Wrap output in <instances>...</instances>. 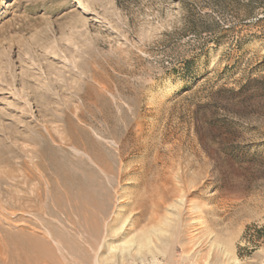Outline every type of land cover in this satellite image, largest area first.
<instances>
[{
  "label": "rangeland",
  "instance_id": "obj_1",
  "mask_svg": "<svg viewBox=\"0 0 264 264\" xmlns=\"http://www.w3.org/2000/svg\"><path fill=\"white\" fill-rule=\"evenodd\" d=\"M50 155L114 206L138 168L177 186L154 221L115 215L121 255L102 264H264V0H0V238L35 218L5 190L40 179L45 208L62 188Z\"/></svg>",
  "mask_w": 264,
  "mask_h": 264
},
{
  "label": "bare ground",
  "instance_id": "obj_2",
  "mask_svg": "<svg viewBox=\"0 0 264 264\" xmlns=\"http://www.w3.org/2000/svg\"><path fill=\"white\" fill-rule=\"evenodd\" d=\"M66 124L68 130L72 132L71 140L89 152L87 156L97 162L103 173L109 174L113 168L111 169V164H108L99 154L98 150L101 149H98L97 141L92 140L90 136L83 132L84 130L77 128L70 120H67ZM75 144H73L74 147ZM49 157L51 162L48 166L40 163L41 165L39 164L38 167L43 173H49L51 170L53 173L50 172V175L55 173L60 176L62 188L55 182L56 179L49 182L48 203L45 208L41 204V206L39 205L44 195L41 190V180L36 177L37 175L25 171L26 169H23L26 176L24 181L27 182V180L36 178L39 181L38 185L28 190V185L24 188L25 186L16 183L17 189L5 190L9 200L3 205L5 209L13 212L23 211L27 206L26 204H29L35 218L23 220L24 226L17 230L6 229L3 232L0 238V264H102L106 259L107 262L113 260L121 255V252L112 245V239H114L116 232L113 225L118 222V217L115 215L120 214L121 216L123 210L135 211L137 221L144 219H147L148 222L154 221L153 216H147L148 213L157 211L163 202L172 195L177 194L178 191L175 185L168 189L166 182H160V178L154 180L147 178L146 171L138 168L133 179L131 178L133 182L128 184L126 188L128 191L123 194L118 193V199H125L120 200L114 206L112 195L107 186L100 181L102 179H93V177H96V173L92 168H87L90 182L85 183L79 177L71 178L69 175L64 174L63 167L61 168L51 155ZM68 172L70 171L68 170ZM123 173L118 172L119 180L117 179V183L122 181L121 176ZM109 185L111 184L109 183ZM122 208L124 209L121 210ZM44 209L49 216L46 215L48 217L42 219L38 217L41 220L37 221V215ZM108 218L110 219L108 220ZM104 254H107V256ZM215 261H213V264H216Z\"/></svg>",
  "mask_w": 264,
  "mask_h": 264
}]
</instances>
